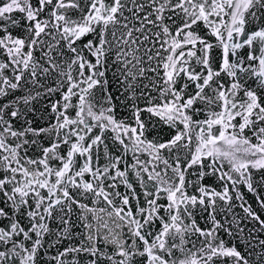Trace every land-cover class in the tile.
Listing matches in <instances>:
<instances>
[{"label": "snow or ice", "instance_id": "1", "mask_svg": "<svg viewBox=\"0 0 264 264\" xmlns=\"http://www.w3.org/2000/svg\"><path fill=\"white\" fill-rule=\"evenodd\" d=\"M0 264H264V0H0Z\"/></svg>", "mask_w": 264, "mask_h": 264}]
</instances>
